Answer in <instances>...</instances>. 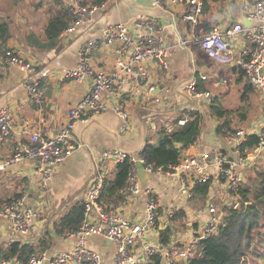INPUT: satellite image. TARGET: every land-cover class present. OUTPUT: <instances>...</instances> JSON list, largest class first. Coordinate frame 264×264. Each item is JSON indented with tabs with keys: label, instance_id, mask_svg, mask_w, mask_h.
Returning a JSON list of instances; mask_svg holds the SVG:
<instances>
[{
	"label": "crops",
	"instance_id": "0c3cea01",
	"mask_svg": "<svg viewBox=\"0 0 264 264\" xmlns=\"http://www.w3.org/2000/svg\"><path fill=\"white\" fill-rule=\"evenodd\" d=\"M17 2L14 8L18 9ZM19 2H22V6L18 13L8 14L0 9V19H8L11 28V36L0 52V107L7 108L13 119L9 136L0 141V164L10 159L14 145L28 140L30 134L38 133L41 138H49L65 123L68 109L86 94L89 82L75 83L62 76V69L75 68L79 51L89 40L97 39L107 24L130 23L135 16L143 15L154 23L158 34L171 46L167 69H162L155 63L148 64V78L144 83L139 82L133 70L124 71L125 81L117 97H106L108 102L117 99L123 104L129 116L128 125L124 126L122 119L112 109L92 115L87 123L78 124L72 132V143L78 148L59 164L42 169L40 167L48 175L45 187L42 186L39 167L34 162L21 161L6 165L0 170V200L4 201L21 193V196L26 197L28 206L36 213L29 234L18 237L22 243H35L45 229H52L54 220L73 203H83L86 191L100 171L105 172V178L112 176L116 161L108 158L107 153L120 150L140 156L139 152L145 144L152 141L151 144L156 143L159 130H171L175 120L182 114L186 117L188 112L199 111L204 115L197 141L185 149L184 153L215 148L229 150L226 140L217 132L219 121L207 111L214 102L226 110H234L225 107L223 98L207 87L208 73L212 78L215 75L219 77L212 82L214 88L225 83L227 77H233L238 85L243 83L237 95V101L241 104L236 106L233 117H236L238 111H244L242 105L250 104L249 93L255 91L258 94L262 105L259 107L251 104L247 107L248 110L257 107V118L240 126L233 120L231 125L234 128L249 130L258 128L264 122V95L252 87L253 90L247 93L245 100L242 102L241 99L248 84L239 62L241 37L233 41L234 58L230 64L213 61L196 45L177 46L179 36L187 31L203 34L215 26L225 29L234 23L249 25L241 0L212 4L209 11L201 13L193 29L181 20L184 8L182 4L163 2L162 5H155L154 0H115L106 10L98 12L91 23L77 25L74 32L59 36L56 46L52 48L46 46L43 37L52 4L40 1L37 5L38 0ZM7 51L37 67V72L28 73L17 67L3 65L2 57ZM115 58L113 49L100 45L90 52V62L96 71H112ZM46 69L48 72L45 75L43 72ZM188 82L200 85V89L210 93V98L203 100L187 97L184 86ZM30 84H34L41 92L42 102L31 103ZM148 86L154 87L152 95L147 94ZM154 98L157 102L152 103ZM183 118L179 120L180 123ZM260 163L264 164V158L248 162L241 172ZM144 184L155 189L161 224L169 225L172 210L182 209L185 212L182 221L185 222L186 231L180 232L184 229L182 228L179 232H173V240L179 243L199 231L201 225H205L208 207L213 205L212 202L219 203L216 211L223 213L221 206L228 205L234 199L232 195H228L221 179L211 185L206 196L208 201H204L202 209L191 205L199 199L192 193L190 198H186L178 192L179 181L176 177L148 175ZM144 204L145 196L139 194L129 199L120 210L124 216L139 221L143 217ZM147 235L150 242L158 241L156 230L150 229ZM12 237L6 221L0 219V244ZM74 243L75 239L71 236L54 237L52 245L45 251L48 256L65 252ZM88 244L102 254L103 264H114L111 244L107 245L98 236H90ZM9 264L19 263L11 261Z\"/></svg>",
	"mask_w": 264,
	"mask_h": 264
},
{
	"label": "built area",
	"instance_id": "2783aa9c",
	"mask_svg": "<svg viewBox=\"0 0 264 264\" xmlns=\"http://www.w3.org/2000/svg\"><path fill=\"white\" fill-rule=\"evenodd\" d=\"M163 2L182 4L184 6L181 20L192 29L197 24L202 13L203 0H154L155 5ZM246 11L249 25L234 23L222 29L212 27L206 33L196 34L194 31L182 33L177 46L196 45L213 61L220 64H230L234 58L233 41L242 38L239 49L240 66L252 87L264 95V0H241ZM62 6L71 17V24L65 33L74 32L77 25L91 23L98 12L106 10L115 0H105L101 4L86 6L80 0H61ZM98 45L111 48L115 53L114 68L110 72L96 71L90 62V52ZM171 46L158 34L154 23L143 15L135 16L130 23H110L102 30L97 39L89 40L78 53V64L72 69H62V76L75 83L89 82L86 94L66 114L65 123L57 133L49 138H41L38 133L29 135V139L14 145L13 155L0 164V170L6 165L21 161L34 162L41 169L49 165L59 164L78 147L72 143V132L81 123H87L92 115L112 109L128 125V113L117 99L108 102L106 97L116 98L124 83V71L133 70L139 82L144 83L148 78L147 65L155 63L162 69L168 68V58ZM6 66L19 68L28 73L37 72V67L7 51L2 57ZM46 69L43 74L46 75ZM204 78V77H203ZM147 94L152 95L153 86L147 87ZM187 97L208 100L210 93L197 88L194 82L184 86ZM31 103L42 102V94L34 84L29 85ZM157 99H152V103ZM186 119L181 120L184 123ZM13 119L5 107H0V141L5 140L12 130ZM222 129L217 131L226 140L229 150L221 148L184 153L182 151L179 163L169 168L153 167L145 162L141 156L132 155L120 150L107 153V157L116 162L128 159L131 168L127 174L122 193L125 203L134 196L143 194L145 204L143 217L139 221L123 215L120 207L105 209L97 202L99 192L105 180V172L100 171L86 191L83 198L84 214L79 229L72 233L75 239L73 246L65 251L48 256L46 251L33 253L26 264H103V256L93 250L88 244L90 236H98L110 241L113 247L114 264H148L150 257L159 254L160 264H183L193 258L198 250L199 241L216 230L222 213L216 212L213 206L208 207V218L203 228L186 237L182 243L173 241L167 247H162L158 241L150 242L148 232L163 229L165 224L160 221V207L155 189L142 183L138 177L136 163L142 164L148 175H164L176 177L179 181L178 192L186 198L191 197L195 182H210L221 179L228 195L234 199L229 206L238 207L239 202L235 194L244 180L242 167L256 158H264V122L253 129ZM250 134H257L259 142L242 155L239 145ZM42 176V186L48 179L46 172L39 171ZM178 209L172 210L170 216ZM36 216L34 209L28 206L26 197L21 196L9 205L0 208V219L6 221L13 237H24L29 234L32 220ZM169 216V217H170ZM0 262V264H9Z\"/></svg>",
	"mask_w": 264,
	"mask_h": 264
},
{
	"label": "trees",
	"instance_id": "16d2710c",
	"mask_svg": "<svg viewBox=\"0 0 264 264\" xmlns=\"http://www.w3.org/2000/svg\"><path fill=\"white\" fill-rule=\"evenodd\" d=\"M43 1L52 4L50 15L43 29V37L48 48L56 46L60 34L69 26L71 17L62 6L61 0H38L37 5ZM86 6L101 4L105 0H80ZM226 0H203L202 13L211 9L212 4L224 2ZM260 1V0H252ZM16 0L13 3L16 4ZM11 36V28L8 19H0V52L3 45ZM200 89V85H197ZM252 85L248 82L242 93V102L248 92H251ZM208 114L214 116L219 124L217 131L222 129L234 130L232 124L234 111L226 110L217 102L211 103ZM240 117H244L243 114ZM180 115L174 122L171 130L162 128L158 132L157 142L151 144L147 142L139 155L146 163L153 167L169 168L179 163L182 151L193 145L199 136L201 123L204 115L199 111L186 113V121L180 123L183 118ZM183 118V119H184ZM182 119V120H183ZM260 136L250 134L246 140L239 145L242 155L259 142ZM131 168L128 159L116 162L111 177H106L99 192L97 202L105 209H115L125 204L122 188L125 186L127 174ZM211 183L195 182L192 194L196 198L205 200L210 191ZM21 197V193L6 199L0 200V208L11 204ZM239 206H222V216L216 230L201 239L195 256L183 264H244V255L249 249L264 246V165L253 167L250 173L244 176V180L235 194ZM83 203H73L64 213L60 214L53 222V227L45 229L44 233L37 238L35 243H22L18 237H12L9 241L0 244V262L15 261L19 264H26L33 253L42 252L50 248L55 235L65 238L79 229L83 220ZM185 212L175 211L169 217V225L163 229H158L159 222H155L158 234V243L162 247H167L173 243V232H179L184 228L185 222L182 219ZM183 223V224H182ZM55 233V235L53 234ZM256 254V251H254ZM148 264H160L159 254L150 257Z\"/></svg>",
	"mask_w": 264,
	"mask_h": 264
},
{
	"label": "rangeland",
	"instance_id": "374dc122",
	"mask_svg": "<svg viewBox=\"0 0 264 264\" xmlns=\"http://www.w3.org/2000/svg\"><path fill=\"white\" fill-rule=\"evenodd\" d=\"M13 1L14 0H0V9L5 10L6 13H8V14L11 12L18 13V10L22 6V2H19L20 0H16V1H18L17 2L18 9H17V8H14L15 3H13ZM24 8H26V6H24ZM214 65H217V64H214ZM219 69L221 70L222 68L220 67ZM218 78L219 77L217 75H215V77L212 78L210 73H208V80L206 82L207 87H209L210 90L212 92H214L215 94H217L219 97L223 98V105L225 107L235 111V108L237 109L236 106L237 105L239 106V104H241L240 101L239 102L237 101V99H238L237 95H239L238 90H241L240 86H242L243 83L238 85L237 81H235V79L233 77H227L225 79V83L221 84V86H219V87L214 88L212 86V82H213V80L218 79ZM248 96H249L248 101L250 104L246 103L247 105L246 104L244 106L242 105V107L244 108L243 109L244 111L239 112L240 115L243 114L244 117H240L238 114L236 115V117H233L234 122L239 124V126L240 125H247L249 121H252L253 119L255 120L258 116L257 107L251 108L250 110H248L247 107L249 105L257 104L259 107L262 105V103L258 97V94L255 91L249 93ZM209 103H211V102H209ZM237 129H239V128H237ZM149 143H153V141L149 142ZM263 165L264 164H261V163L251 165L250 168L243 171L244 176H246L247 173H250V171L253 167L258 168V167H261ZM204 201H208V198H206L205 200L197 199V201L193 202L191 205L194 207L199 206V209H202L205 205ZM212 204H213L212 206L217 210V208L219 207L218 206L219 203L217 204V203L212 202ZM216 212H218V211H216ZM196 225H198V223H196ZM200 227L203 228L204 226L201 225ZM185 231H183V232H185ZM254 251H256V254ZM244 264H264V246L260 247L259 249H258V247H256V248L251 247V249H249V251L247 253H245V255H244Z\"/></svg>",
	"mask_w": 264,
	"mask_h": 264
},
{
	"label": "water",
	"instance_id": "95a60500",
	"mask_svg": "<svg viewBox=\"0 0 264 264\" xmlns=\"http://www.w3.org/2000/svg\"><path fill=\"white\" fill-rule=\"evenodd\" d=\"M136 169H137V174H138V177H139L140 181L142 183H145L147 181V179H148V174L144 171L142 164L139 163V162H137L136 163ZM1 234L5 235V233H1ZM53 234L55 235L54 232H53ZM55 237L57 238L56 235H55ZM106 243H107V245H109L110 244V241L106 240ZM44 263H47V261L44 262Z\"/></svg>",
	"mask_w": 264,
	"mask_h": 264
}]
</instances>
